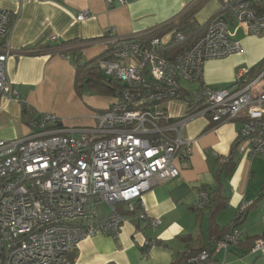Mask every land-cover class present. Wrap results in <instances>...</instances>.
Returning <instances> with one entry per match:
<instances>
[{
  "label": "built area",
  "instance_id": "obj_1",
  "mask_svg": "<svg viewBox=\"0 0 264 264\" xmlns=\"http://www.w3.org/2000/svg\"><path fill=\"white\" fill-rule=\"evenodd\" d=\"M219 1V9L226 13L213 17L204 33L171 59L163 55L161 45L168 39L183 41L180 32L142 42L137 35L118 37L107 28L109 57L95 65L119 88L109 106L95 115L94 125L55 127L60 119L44 113L30 122L29 135L0 140V264H70L68 255L81 239L96 234L118 236L128 219L117 212V203L136 210V219L156 228L160 220L147 215L141 196L179 175L176 161L190 153L182 127L191 117L207 116L217 125L243 113L240 151L249 157L264 156V66L251 79L249 69H242L231 87L202 80L207 60L241 51L238 31L264 33V0ZM87 16L83 11L76 19ZM11 17L0 7V98L7 100L18 96L6 74L9 47L5 38ZM181 81L197 87L191 90ZM176 101L187 107L184 118L175 119L168 112L166 104ZM101 203L109 208L102 216ZM208 203V192L200 189L195 208L203 210ZM247 206H239L235 219ZM241 236L230 224L220 237H212L211 247L189 262L223 264L214 260V254L227 253ZM249 252L264 254V236L253 239Z\"/></svg>",
  "mask_w": 264,
  "mask_h": 264
},
{
  "label": "crops",
  "instance_id": "obj_2",
  "mask_svg": "<svg viewBox=\"0 0 264 264\" xmlns=\"http://www.w3.org/2000/svg\"><path fill=\"white\" fill-rule=\"evenodd\" d=\"M107 1L0 0V7L12 16L5 38L9 47L6 74L18 92L11 99L0 98V140L31 133L22 119L23 104L37 114L55 115L64 129L95 124V115L112 100L101 103L93 96L77 95L71 54L79 52L84 60L98 57L108 48L107 28L118 37L138 35L176 19L197 3L200 7L195 20L203 24L220 6L219 0H124L122 4L113 0L112 6ZM83 11L88 16L77 20L76 15ZM239 32L244 39L251 36L238 31L240 52L207 60L203 67L204 83L216 87L231 85L242 69L263 62L264 51L248 55L250 43L238 37ZM179 104L182 103L166 104L175 119L187 114V107L182 109ZM243 118L241 113L236 119L217 125L207 116L184 121L181 135L188 141L190 153L184 160L176 161L179 175L151 187L141 196L147 215L159 219L160 224L153 228L130 218L122 224L116 238L96 234L81 239L68 255L70 264H169L176 254L207 244L210 212L195 208L197 193L214 186V172L220 165L218 158L225 159L232 144L239 142ZM222 181L227 204L214 216L217 228L231 223L240 205H248L237 225L242 235L239 244L225 254L219 251L216 258L213 256L225 264L228 257L250 253L253 239L264 236V195L254 205L264 191V156L249 157L240 151L238 143L236 165ZM108 210L107 205L98 207L100 216ZM183 235H189L191 240L184 242L180 239Z\"/></svg>",
  "mask_w": 264,
  "mask_h": 264
},
{
  "label": "trees",
  "instance_id": "obj_3",
  "mask_svg": "<svg viewBox=\"0 0 264 264\" xmlns=\"http://www.w3.org/2000/svg\"><path fill=\"white\" fill-rule=\"evenodd\" d=\"M199 7H200L199 3L193 5L192 7L184 11L182 14H180L176 19L168 23H165L161 26L155 27L153 29H149L143 33L138 34L137 39L142 42H147L154 38H158L159 40L166 39L167 37L169 38L176 32L182 33L185 36V39L183 41L175 42L168 39L164 41L161 45L163 55L168 59L173 58L184 48L192 45V43L200 35L204 33L209 21L213 17L223 16L226 13L225 10L222 11L218 9L217 12H215L206 23L199 24L195 20V14L199 9ZM109 53H110V49L108 46V48L103 53H101L98 57L91 60H84L79 52H73L71 54L73 65L75 67V78H74L75 92L77 93L78 96L82 95L84 89L108 96H113L116 93V91L119 88V84L116 81L105 77L95 65L98 59L108 58ZM262 65L263 64H260L259 66H255L249 69L248 76L250 79L253 78L258 73ZM234 84L235 83L228 85V87H231ZM39 117L40 114L35 113L25 104L22 105V119L27 125H29L32 120L38 119ZM60 125L61 124H57L55 127H60ZM238 143L239 142L236 141L235 143L232 144L228 156L225 157L224 162L221 163L214 172V179H215L214 186L202 188L206 190L209 194V203L205 208L208 209L210 212L208 219V228H207L209 242L197 250L189 249L185 252L176 254L173 260L169 264H202L198 262L191 263L189 262V259L193 255L197 254L200 250L211 247L212 237H220L223 233L229 230L230 224H233L234 226L237 227L244 213L241 215L240 218L234 219L233 221H231V223H229L222 229L216 227L214 223V216L227 204L226 198L223 196L222 193L223 190L222 177L228 175L236 165ZM263 195H264V191L257 198L254 205H256V202ZM116 210L122 216H129V215L134 216V214H136L135 212L136 210L133 212L128 211L121 203L116 204ZM180 239H182L184 242H189L191 240V237L189 235H183L180 236ZM145 249L146 248H143L142 250L145 252Z\"/></svg>",
  "mask_w": 264,
  "mask_h": 264
},
{
  "label": "rangeland",
  "instance_id": "obj_4",
  "mask_svg": "<svg viewBox=\"0 0 264 264\" xmlns=\"http://www.w3.org/2000/svg\"><path fill=\"white\" fill-rule=\"evenodd\" d=\"M238 37H241V34L239 32ZM243 41H248L250 43L249 46V53L248 55H256L259 53H262L264 51V33L262 35L256 36V35H251L248 38H242ZM242 47V44H241ZM226 58V57H224ZM260 64H263L262 66H264V59L262 63H258L256 66H259ZM182 85L188 87L189 89L193 90L197 87L196 84H187L184 81H181ZM84 95H89V96H93L94 99L96 101H100L101 103H106L109 102L113 99V96H108V95H102V94H98L96 92L93 91H89L87 89L83 90ZM182 104L180 105V108L182 107V109L186 110V105L183 101H180ZM98 207H106V205L100 204L98 205ZM127 217V219L129 220L130 218H135V214L134 216H125ZM127 221V220H126ZM241 255V254H240ZM234 256L233 258L228 257V260L226 261L225 264H264V254H259V255H254V254H250V253H246L242 256ZM215 258L217 257V255L215 254L214 256Z\"/></svg>",
  "mask_w": 264,
  "mask_h": 264
}]
</instances>
